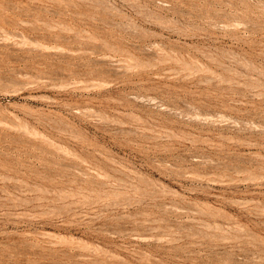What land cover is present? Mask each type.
<instances>
[{"label": "rangeland", "instance_id": "374dc122", "mask_svg": "<svg viewBox=\"0 0 264 264\" xmlns=\"http://www.w3.org/2000/svg\"><path fill=\"white\" fill-rule=\"evenodd\" d=\"M0 264H264V0H0Z\"/></svg>", "mask_w": 264, "mask_h": 264}]
</instances>
